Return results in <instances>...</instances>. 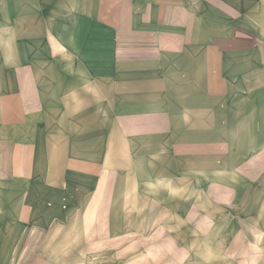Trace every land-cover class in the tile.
Masks as SVG:
<instances>
[{"label":"crops","instance_id":"obj_1","mask_svg":"<svg viewBox=\"0 0 264 264\" xmlns=\"http://www.w3.org/2000/svg\"><path fill=\"white\" fill-rule=\"evenodd\" d=\"M0 264H264V0H0Z\"/></svg>","mask_w":264,"mask_h":264},{"label":"rangeland","instance_id":"obj_2","mask_svg":"<svg viewBox=\"0 0 264 264\" xmlns=\"http://www.w3.org/2000/svg\"><path fill=\"white\" fill-rule=\"evenodd\" d=\"M34 245H36V242H35V244Z\"/></svg>","mask_w":264,"mask_h":264}]
</instances>
